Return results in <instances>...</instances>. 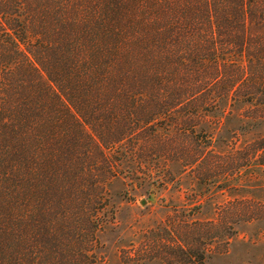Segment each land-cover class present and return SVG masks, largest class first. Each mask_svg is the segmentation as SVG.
<instances>
[{
	"label": "trees",
	"instance_id": "obj_1",
	"mask_svg": "<svg viewBox=\"0 0 264 264\" xmlns=\"http://www.w3.org/2000/svg\"><path fill=\"white\" fill-rule=\"evenodd\" d=\"M245 135L264 167V0H0V264H95L115 182L186 169L205 194L161 260L264 264V201L228 180Z\"/></svg>",
	"mask_w": 264,
	"mask_h": 264
},
{
	"label": "rangeland",
	"instance_id": "obj_2",
	"mask_svg": "<svg viewBox=\"0 0 264 264\" xmlns=\"http://www.w3.org/2000/svg\"><path fill=\"white\" fill-rule=\"evenodd\" d=\"M251 138L252 136L248 135L240 136L233 147L229 146L227 149L228 162L233 168L243 166L240 175H243L242 179H247L239 182L236 172L230 169L228 180L235 188H238L239 184L254 185L256 197L253 198L260 202L264 201V167L257 164L256 157L249 160L252 148L248 143H251ZM246 155H249L248 158ZM181 173L180 177L159 188L151 187L145 181L147 185L127 187L125 190V183L115 182L110 191L114 194L118 192L119 195L113 199V206L110 204L99 213L107 224L96 235L97 240L93 247L95 264H167V261L161 260V254L176 248V244L170 242L172 239H168L164 232L168 225L167 216L174 214L175 211L179 214L192 210L193 206L198 204L195 194H205L204 187L201 191L195 184V175L201 177L198 175L199 172H189V169H186L181 170ZM248 177L250 183H246ZM219 180H222V177ZM248 191L245 189L244 194L249 196ZM209 192L211 195L206 196H210V201L201 208L200 214L195 218L211 217L213 201L225 200V197H218L220 191H214L212 186ZM232 196L228 198L231 202L234 200ZM242 230L257 232L255 227H239V231ZM171 263L180 264L177 258ZM206 264H213V258L207 260ZM232 264H236V261Z\"/></svg>",
	"mask_w": 264,
	"mask_h": 264
}]
</instances>
